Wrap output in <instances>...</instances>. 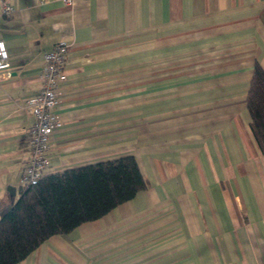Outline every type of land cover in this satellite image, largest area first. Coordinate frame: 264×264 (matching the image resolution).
Instances as JSON below:
<instances>
[{
  "label": "crops",
  "instance_id": "obj_1",
  "mask_svg": "<svg viewBox=\"0 0 264 264\" xmlns=\"http://www.w3.org/2000/svg\"><path fill=\"white\" fill-rule=\"evenodd\" d=\"M0 38V198L18 196L29 99L60 39L47 173L132 154L148 181L16 264H264V152L246 105L264 0H0Z\"/></svg>",
  "mask_w": 264,
  "mask_h": 264
},
{
  "label": "trees",
  "instance_id": "obj_2",
  "mask_svg": "<svg viewBox=\"0 0 264 264\" xmlns=\"http://www.w3.org/2000/svg\"><path fill=\"white\" fill-rule=\"evenodd\" d=\"M246 105L249 125L264 152V69L255 62ZM27 138L22 141L26 146ZM148 187L136 157L125 154L46 173L0 198V264H16L44 240L101 217Z\"/></svg>",
  "mask_w": 264,
  "mask_h": 264
},
{
  "label": "built area",
  "instance_id": "obj_3",
  "mask_svg": "<svg viewBox=\"0 0 264 264\" xmlns=\"http://www.w3.org/2000/svg\"><path fill=\"white\" fill-rule=\"evenodd\" d=\"M70 2L71 0H64ZM13 5L3 2L2 12L9 15ZM69 43L60 39L43 54L40 72L41 89L29 99L34 120L27 133L26 147L29 154L21 168V185L36 183L47 173L49 167V149L54 130L61 126V118L56 113L59 104L62 83L67 78L65 69ZM11 60L6 43L0 38V71L10 75Z\"/></svg>",
  "mask_w": 264,
  "mask_h": 264
},
{
  "label": "water",
  "instance_id": "obj_4",
  "mask_svg": "<svg viewBox=\"0 0 264 264\" xmlns=\"http://www.w3.org/2000/svg\"><path fill=\"white\" fill-rule=\"evenodd\" d=\"M10 190V189H9ZM12 195L14 196V190H12Z\"/></svg>",
  "mask_w": 264,
  "mask_h": 264
}]
</instances>
